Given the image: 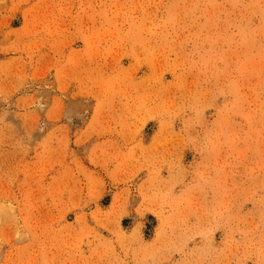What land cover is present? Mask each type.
<instances>
[{
  "label": "rangeland",
  "instance_id": "obj_1",
  "mask_svg": "<svg viewBox=\"0 0 264 264\" xmlns=\"http://www.w3.org/2000/svg\"><path fill=\"white\" fill-rule=\"evenodd\" d=\"M0 264H264V0H0Z\"/></svg>",
  "mask_w": 264,
  "mask_h": 264
},
{
  "label": "bare ground",
  "instance_id": "obj_2",
  "mask_svg": "<svg viewBox=\"0 0 264 264\" xmlns=\"http://www.w3.org/2000/svg\"><path fill=\"white\" fill-rule=\"evenodd\" d=\"M36 224L38 223V221L35 222Z\"/></svg>",
  "mask_w": 264,
  "mask_h": 264
}]
</instances>
